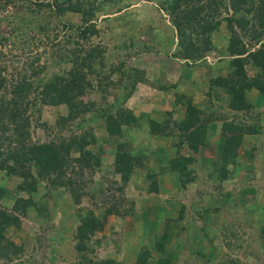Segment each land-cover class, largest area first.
I'll return each instance as SVG.
<instances>
[{"label": "trees", "instance_id": "obj_1", "mask_svg": "<svg viewBox=\"0 0 264 264\" xmlns=\"http://www.w3.org/2000/svg\"><path fill=\"white\" fill-rule=\"evenodd\" d=\"M145 1L155 2L159 11L168 17L170 28L163 36L157 35L159 31L156 30V38L164 39L165 53L175 46L171 58L182 63L184 71L198 65L206 66L211 73L207 56L218 50L212 37L225 23L228 42L217 60L223 64L222 72L212 74L207 84V96L226 97L227 108L235 114L234 120L221 121L216 155L206 175L208 181L221 187L233 180L235 168L241 164V149L248 152L249 162L258 153L256 145L247 143V139L260 135L259 123L247 125L241 119L238 124L235 119L239 114L248 116L254 110L253 101L264 103V0ZM95 2L97 0H0V9L5 11L0 15V48L8 43L15 46L16 40L28 47L31 42L33 46L37 42L39 45L51 42L56 65L62 69L61 73H51L36 82L45 70V65H40V53L32 57L28 65L30 71H22L17 77L8 79L4 74L7 69L0 65V174L17 180L14 190L26 196L15 197L12 213L0 208V262L3 264H13L22 253L21 246L9 241V227L18 226L17 215L25 216L32 208L44 209V201L49 200V189H68L64 191L68 200L71 199L72 205L79 204L80 176L99 169L103 155L108 153L113 155V174L120 183L117 190H122L131 181L137 168L147 169L145 160L148 158L135 154L130 144L132 138L126 139L136 129L169 143L173 154L160 167L161 175L168 172L184 190L199 180L193 167L196 163L193 155L200 148L209 146L210 135L214 132L213 121L206 111L193 104L188 93L175 92L178 85L162 81L154 88L173 94L174 108H183L181 117L174 119L173 110L165 113L161 120L146 118L126 107L137 85L148 83L146 73L136 66L126 68L125 63L110 65L106 71V49L91 43L99 34L96 14L104 0L97 6ZM9 6H12L10 12L7 11ZM66 13L79 14L81 24L63 21ZM2 27L5 31H1ZM149 42L151 39L140 43L145 53L151 51ZM2 54L0 52V59ZM92 90L98 97H93V92L91 95L89 91ZM253 93L257 96L251 100ZM36 105H39V113L44 107L66 110V114L56 120V137L44 143L32 142L28 131L30 117L26 111ZM102 124L107 137L99 143L94 133L96 126ZM66 133L68 136H64ZM183 148L189 154L182 153ZM68 168L73 177H67ZM145 178L150 182L149 193L158 194L157 174L147 170ZM41 184H45L48 191L44 190V195L38 197ZM8 197L14 198L7 189L0 188V201ZM37 205L42 208L38 209ZM112 209L114 207L109 206L105 215L111 214ZM76 213L80 216V223L73 233L76 264H123L112 259L96 263L88 257L94 252L89 246L91 237L100 231L105 216L87 209ZM180 213L178 217L183 219V211ZM166 227L160 235L149 237L147 244L138 251L134 264H175L181 242L172 241L173 233L167 231L171 227ZM259 233L264 245V221ZM168 244H172V248ZM204 251L201 254L206 257L209 250ZM210 253L204 264L215 260L214 251Z\"/></svg>", "mask_w": 264, "mask_h": 264}, {"label": "rangeland", "instance_id": "obj_2", "mask_svg": "<svg viewBox=\"0 0 264 264\" xmlns=\"http://www.w3.org/2000/svg\"><path fill=\"white\" fill-rule=\"evenodd\" d=\"M101 1L103 0H97L95 6ZM101 7L96 14L99 34L92 38L91 43L106 49V71L110 65L125 63L126 68L136 66L146 73L148 83L145 84L148 85H140L139 93L132 100L129 99L126 105L134 108L136 105L153 104L157 107L151 108L153 106L151 105L149 109L143 108V113L153 115L159 120L165 113L173 110L174 119L181 117L183 108H174V96L171 92H160L149 86H155L158 81H162L178 85L175 92L188 93L193 98V104L206 111L213 121L211 125L214 127V132L210 135L209 146L205 147L202 154L193 155L196 159L193 167L199 174V180L184 190L171 185L169 180L163 181V178L157 175L160 190L158 194H152L148 190L150 182L144 179L146 171L140 169L136 170L134 177L122 190H117L120 183L118 177L113 174V155L110 153L103 155L99 169L80 176L79 204L72 205L71 199L68 200L64 192L68 189L48 191L45 184H41L38 197L44 195V190L49 193V200L47 199L48 201H44L43 204L44 209L40 210L39 208L42 207L37 205L39 211L32 208L25 216L17 215L18 226L9 227L7 235L9 241L22 248V253L13 264H76L77 253L74 249L73 233L80 223V216L76 212L81 209L92 210L105 216L102 228L91 237L89 242L94 252L88 257L96 263L112 259L123 264H134L138 251L147 244L149 237L153 234L160 235L167 228L166 225H169L171 230L173 229V232L167 230L173 233L172 241L181 242L178 247L181 249L176 250L175 264H204L212 250L216 257L208 264H264V245L259 233L260 225L264 221V103L262 101H253L254 110L248 116L239 114L237 120L235 119L238 124H241V119L247 125L259 123L260 135L247 139V143L255 144L258 148L255 159L249 162L248 152L241 149L239 151L241 164L236 166L233 180L221 187L214 184L215 182L208 181L206 177L216 155L221 121L230 122L235 117L234 112L227 108L226 97L207 96L209 77L214 73L222 72L223 64L217 60L228 42L225 23L212 37V42L218 50L210 52L207 56V63L212 67L211 73L206 66L198 65L184 71L182 63L171 58L175 46L165 53L162 44L164 39L156 38L158 33L156 30L159 31L157 35L163 36L170 26L168 17L164 12L159 11L155 2L104 0ZM7 11H12V6H9ZM4 12L0 9V15ZM23 14H26V11H23ZM62 19L76 25L81 24L79 14L66 13ZM148 27L152 30L146 32L145 29ZM1 31H5V28L2 27ZM149 39H151L149 42L151 51L145 53L140 43L148 42ZM14 45L8 43L0 48V52H3L0 65L1 67L4 65L7 69L4 74L8 79L17 77L22 71H30L28 65L36 53L41 54L40 65H45V70L35 79L36 82L44 80L51 73L62 72V69L56 65L55 50L51 42L46 45H39L37 42L34 46L31 42L28 47L16 40ZM116 78L117 76L113 80L115 81ZM152 81H156L155 84ZM89 92L91 95L93 92V97H98L93 90ZM256 96V93L250 94L251 100ZM154 102H158L159 105ZM38 111L39 105L27 109L26 115L30 117L28 131L32 142L44 143L56 137L55 132L58 131L56 120L65 115L66 110L63 107H44L40 113ZM161 112L164 113L162 116ZM135 113L140 115L138 112ZM93 123L95 122H91ZM71 129L77 133L73 128ZM94 134L99 139V143L103 138L106 139L103 124L96 126ZM64 136H68V133ZM129 137L132 138L131 147L136 146L138 151L142 150L148 155L163 154L161 152L163 146L167 147L168 151L171 150L168 142L149 137L145 130L136 129L132 132V136L126 139ZM94 147L91 149H95ZM182 153L189 154V151L183 148ZM72 156L74 157L75 154ZM149 158L152 159V156ZM145 164L147 167L153 166L149 160H145ZM69 169H67L68 178L73 177ZM17 182L0 174V188L7 189L14 197L0 201V208L7 209V213H12L15 197H26L23 193H16L14 190ZM70 195L72 197V193ZM109 206L114 207L113 212L105 215L104 211ZM180 211H183V219L178 217ZM172 246L168 244L169 248ZM204 250H209L206 257L201 254L205 253Z\"/></svg>", "mask_w": 264, "mask_h": 264}, {"label": "crops", "instance_id": "obj_3", "mask_svg": "<svg viewBox=\"0 0 264 264\" xmlns=\"http://www.w3.org/2000/svg\"><path fill=\"white\" fill-rule=\"evenodd\" d=\"M140 85H143V84H138L137 85V87H136V90H135V92L133 93V95L131 96V98H130V100H132L133 99V97H135V95L136 94H138L139 93V91H140ZM145 85H148V84H145ZM150 87H152V88H154V86H152V85H149ZM154 89H156V88H154ZM160 92H162V91H160ZM158 93V92H157ZM129 101V100H128ZM152 101H149V103H151ZM155 104H158L159 105V103L158 102H154ZM151 105H153V104H150L149 106H151ZM128 106V107H127ZM149 106L147 105V104H143L142 106H140V105H136L134 108H132V107H129V105H126V107L128 108V109H130V110H132L133 112H138L141 116H143V117H146V118H148V117H153V115H149V114H147V113H143L144 112V109L143 108H147V109H149ZM155 105H153L151 108H153ZM155 107H157V106H155ZM163 110V109H162ZM163 112H164V110H163ZM161 114V116L164 114V113H160ZM160 119H162L161 117H160ZM164 143V142H163ZM133 149L132 150H134V152H135V154H138V156H145V157H147L148 158V160H149V163L150 164H152L153 166H150L149 165V167H147V169H145V168H137V170H140V169H145V171H146V174H147V170L150 172V173H152V174H157L158 175V177H162L163 179V181L164 180H169V182L171 183V185H174L176 188H180L181 189V187H179V183H178V181H176V179L174 178V176H171L168 172H165V173H163V175H161L159 172H161V168L160 167H163L165 164H164V162H165V160H167L168 158H169V156L171 155V154H173V152H172V149L170 150V151H168V149H167V147H162L161 148V152L163 153V154H160V155H156V153H155V155L153 156V155H150L151 153H149V155H148V153L146 154L144 151H142V150H140V151H138L137 149V147L135 146V147H132ZM204 149H205V147H202V148H200L199 149V151H198V153L199 154H202L203 152H204ZM139 152H141V153H139ZM150 156H152V159H150L149 157ZM172 156V155H171ZM152 160V161H151ZM146 174H144V179H145V177H146ZM146 180V179H145ZM159 190H160V187L158 188ZM164 211H165V209H163ZM167 212L169 211V210H166Z\"/></svg>", "mask_w": 264, "mask_h": 264}]
</instances>
